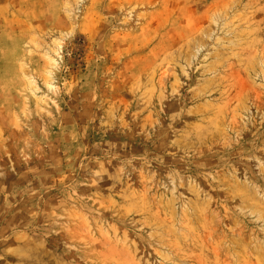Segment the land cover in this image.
I'll return each mask as SVG.
<instances>
[{
	"label": "rangeland",
	"instance_id": "rangeland-1",
	"mask_svg": "<svg viewBox=\"0 0 264 264\" xmlns=\"http://www.w3.org/2000/svg\"><path fill=\"white\" fill-rule=\"evenodd\" d=\"M0 264H264V0H0Z\"/></svg>",
	"mask_w": 264,
	"mask_h": 264
}]
</instances>
